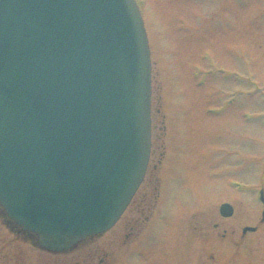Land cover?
<instances>
[{"label": "rangeland", "instance_id": "374dc122", "mask_svg": "<svg viewBox=\"0 0 264 264\" xmlns=\"http://www.w3.org/2000/svg\"><path fill=\"white\" fill-rule=\"evenodd\" d=\"M141 1L153 74L141 190L113 228L67 253L40 250L0 217V264H264V0Z\"/></svg>", "mask_w": 264, "mask_h": 264}, {"label": "water", "instance_id": "95a60500", "mask_svg": "<svg viewBox=\"0 0 264 264\" xmlns=\"http://www.w3.org/2000/svg\"><path fill=\"white\" fill-rule=\"evenodd\" d=\"M2 52L0 201L41 248L66 252L112 227L143 179L151 146L147 38L133 0H0ZM56 105L84 113L68 128L99 156L89 162L76 144L46 145L79 185L98 180L96 191L63 180L52 186L36 175L35 158L20 156L30 134L40 146L36 125L66 127L47 114Z\"/></svg>", "mask_w": 264, "mask_h": 264}, {"label": "flooded vegetation", "instance_id": "af4514ba", "mask_svg": "<svg viewBox=\"0 0 264 264\" xmlns=\"http://www.w3.org/2000/svg\"><path fill=\"white\" fill-rule=\"evenodd\" d=\"M143 197H144V198H146V197H147V195H144Z\"/></svg>", "mask_w": 264, "mask_h": 264}]
</instances>
